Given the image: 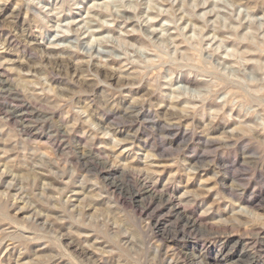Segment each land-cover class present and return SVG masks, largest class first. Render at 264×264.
<instances>
[{"label":"clouds","instance_id":"clouds-1","mask_svg":"<svg viewBox=\"0 0 264 264\" xmlns=\"http://www.w3.org/2000/svg\"><path fill=\"white\" fill-rule=\"evenodd\" d=\"M0 264H264V0H0Z\"/></svg>","mask_w":264,"mask_h":264},{"label":"rangeland","instance_id":"rangeland-1","mask_svg":"<svg viewBox=\"0 0 264 264\" xmlns=\"http://www.w3.org/2000/svg\"><path fill=\"white\" fill-rule=\"evenodd\" d=\"M10 7H11V5H9V8H10ZM7 14H8V10L6 9V10H5V15H7ZM4 31L6 32V30H4ZM7 58H14V57L8 56ZM20 215L23 216L24 213L21 212Z\"/></svg>","mask_w":264,"mask_h":264}]
</instances>
